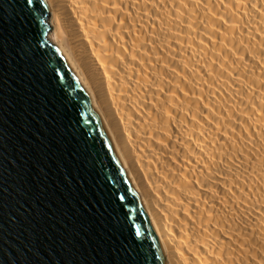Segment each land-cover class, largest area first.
Wrapping results in <instances>:
<instances>
[{
    "label": "bare ground",
    "instance_id": "6f19581e",
    "mask_svg": "<svg viewBox=\"0 0 264 264\" xmlns=\"http://www.w3.org/2000/svg\"><path fill=\"white\" fill-rule=\"evenodd\" d=\"M170 264H264V0H45Z\"/></svg>",
    "mask_w": 264,
    "mask_h": 264
},
{
    "label": "water",
    "instance_id": "95a60500",
    "mask_svg": "<svg viewBox=\"0 0 264 264\" xmlns=\"http://www.w3.org/2000/svg\"><path fill=\"white\" fill-rule=\"evenodd\" d=\"M0 5L18 38L20 9ZM26 9L23 53L10 40L0 52V264H106L121 246L138 264H170L90 92L47 38L49 5Z\"/></svg>",
    "mask_w": 264,
    "mask_h": 264
},
{
    "label": "snow or ice",
    "instance_id": "6c2138e0",
    "mask_svg": "<svg viewBox=\"0 0 264 264\" xmlns=\"http://www.w3.org/2000/svg\"><path fill=\"white\" fill-rule=\"evenodd\" d=\"M15 2L16 6L20 9L19 14L16 16V20L19 21V27L14 28L13 32L17 34L18 38H14L11 35L5 36L3 25L10 21L6 18L7 14L4 9L10 5H0V52L3 51L6 43L10 40L11 47L23 53V44L26 43L28 39L27 33L34 27V24L30 20L31 11L26 9V0H24L23 6L19 0H15ZM106 264H138V259L134 252L121 246V248L115 250L113 256L108 259Z\"/></svg>",
    "mask_w": 264,
    "mask_h": 264
}]
</instances>
